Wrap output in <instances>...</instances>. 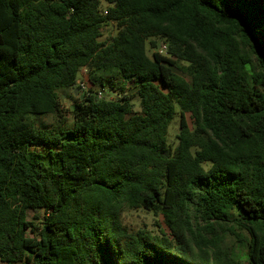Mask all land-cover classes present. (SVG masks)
I'll use <instances>...</instances> for the list:
<instances>
[{
    "label": "trees",
    "instance_id": "1",
    "mask_svg": "<svg viewBox=\"0 0 264 264\" xmlns=\"http://www.w3.org/2000/svg\"><path fill=\"white\" fill-rule=\"evenodd\" d=\"M237 248L264 264V0H0V263L243 264Z\"/></svg>",
    "mask_w": 264,
    "mask_h": 264
},
{
    "label": "rangeland",
    "instance_id": "2",
    "mask_svg": "<svg viewBox=\"0 0 264 264\" xmlns=\"http://www.w3.org/2000/svg\"><path fill=\"white\" fill-rule=\"evenodd\" d=\"M117 29L112 25L109 27H106L104 29V36L102 40L108 39L112 35H116ZM86 70H84L81 74L82 77V83L88 88V83L86 81ZM80 84V85H81ZM82 86V85H81ZM126 86L128 88V91H130V94L134 95L133 103L135 104V110L139 111V97L137 96V91L133 85L127 84ZM86 88V89H87ZM82 90V89H81ZM82 90L81 93H84ZM108 93H103L104 96H106ZM112 96H116V92L112 94ZM62 107L64 109H69L70 104L69 101H65L63 98L61 100ZM45 123H50V120H44ZM179 133V118L178 116L175 117L174 121L172 122L170 129H169V135H168V142L173 145L174 147L177 145V134ZM44 211L38 210V211H30L28 213V219L36 224L40 223L44 218ZM123 222L124 225H126L129 229L138 230V229H147V230H153L157 232L159 230L158 224L162 227H165L164 220L161 217L154 216L152 213H149L144 210H127L123 216ZM29 236H33V234L29 233ZM228 243H232V239L229 238ZM237 251L241 256L243 257V264H247V259L245 258L246 249L245 248H237ZM3 264V263H0Z\"/></svg>",
    "mask_w": 264,
    "mask_h": 264
},
{
    "label": "built area",
    "instance_id": "3",
    "mask_svg": "<svg viewBox=\"0 0 264 264\" xmlns=\"http://www.w3.org/2000/svg\"><path fill=\"white\" fill-rule=\"evenodd\" d=\"M167 51V47H166V45H162V47L160 48V50H159V52L160 53H165ZM82 86H81V88H82V90H87L88 91V88L84 85V84H81ZM87 88V89H86ZM87 91H83V92H87ZM100 97H101V95H100Z\"/></svg>",
    "mask_w": 264,
    "mask_h": 264
}]
</instances>
